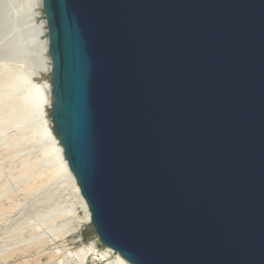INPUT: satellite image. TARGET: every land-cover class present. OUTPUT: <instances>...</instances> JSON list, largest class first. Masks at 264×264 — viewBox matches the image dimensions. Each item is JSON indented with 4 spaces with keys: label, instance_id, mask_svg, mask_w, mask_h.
Masks as SVG:
<instances>
[{
    "label": "water",
    "instance_id": "95a60500",
    "mask_svg": "<svg viewBox=\"0 0 264 264\" xmlns=\"http://www.w3.org/2000/svg\"><path fill=\"white\" fill-rule=\"evenodd\" d=\"M50 117L131 264H264V0H42Z\"/></svg>",
    "mask_w": 264,
    "mask_h": 264
},
{
    "label": "bare ground",
    "instance_id": "6f19581e",
    "mask_svg": "<svg viewBox=\"0 0 264 264\" xmlns=\"http://www.w3.org/2000/svg\"><path fill=\"white\" fill-rule=\"evenodd\" d=\"M41 9L42 0H0V153L5 152L11 158L19 155L18 165L6 176L5 184L12 185L6 192L12 189L25 195L33 192L28 207L31 210L38 204L39 208H32L26 216L33 222L37 238L48 239L54 246L57 253L53 255L54 264H86L90 253L100 257L96 247L79 244L72 250L63 241L65 236L76 234L73 241L80 242L84 239V225L91 221L50 117L53 97L47 76L51 72V59L45 36L47 22ZM51 170L57 175L54 184L58 188L43 184L37 187L39 179ZM14 214L5 211L0 216V233L6 242L0 251L14 241L8 226L13 224L18 230L17 222H22L21 215L12 217ZM57 218L59 224H52ZM101 254L110 258L111 264H131L110 248Z\"/></svg>",
    "mask_w": 264,
    "mask_h": 264
},
{
    "label": "rangeland",
    "instance_id": "374dc122",
    "mask_svg": "<svg viewBox=\"0 0 264 264\" xmlns=\"http://www.w3.org/2000/svg\"><path fill=\"white\" fill-rule=\"evenodd\" d=\"M18 157L19 155L11 158L5 152L0 153V216L5 215V211H9V213H15L12 217L16 215L19 217V215H21L22 218L21 223L17 222L18 230L14 229L13 224L8 226L7 231L14 241L7 249L0 251V264H54L53 255L57 254L53 249L54 246L51 245L48 239L37 238V233L33 228V222L29 221L26 216V214L31 213L32 208H39L38 204L32 206L31 210L28 207V200L32 197L33 192L28 195H25L18 189H12L6 192L7 188L12 186L10 183L5 184L8 181L6 176L18 165L16 164ZM56 176L55 171H49L39 179L40 182L37 183V187L43 184L44 186H50L54 189L58 188V184H54ZM66 202L67 193L64 196V203ZM78 210L80 214H82L79 207H77V211ZM58 219L59 218L53 219L51 223L59 224L60 219ZM83 234L84 242L95 238L96 233L92 224L84 225ZM32 237H35V239H32ZM28 238L32 240L29 243L25 242ZM73 238H76V234L65 236L63 241L65 240V246L68 245V248L71 247L72 250H76L79 246V242L73 241ZM4 244H6L5 239L3 234L0 233V249Z\"/></svg>",
    "mask_w": 264,
    "mask_h": 264
},
{
    "label": "built area",
    "instance_id": "2783aa9c",
    "mask_svg": "<svg viewBox=\"0 0 264 264\" xmlns=\"http://www.w3.org/2000/svg\"><path fill=\"white\" fill-rule=\"evenodd\" d=\"M79 244L83 245V246H88L89 244H93L94 247H96V249L99 251L100 257L90 253V255H88L87 257V261L86 264H111L110 263V258L107 257H103L101 256V252L108 249V247L104 246L99 238L97 237V235H95V238L92 240H88L87 242H84V239H82ZM89 247V246H88ZM114 255V253L112 254ZM116 255V254H115Z\"/></svg>",
    "mask_w": 264,
    "mask_h": 264
}]
</instances>
